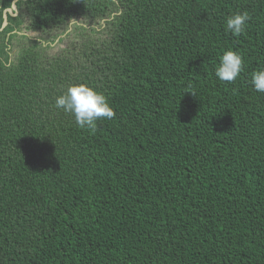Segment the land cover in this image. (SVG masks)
<instances>
[{
	"label": "trees",
	"instance_id": "trees-1",
	"mask_svg": "<svg viewBox=\"0 0 264 264\" xmlns=\"http://www.w3.org/2000/svg\"><path fill=\"white\" fill-rule=\"evenodd\" d=\"M0 28V264H264V0H0ZM79 84L94 131L55 106Z\"/></svg>",
	"mask_w": 264,
	"mask_h": 264
},
{
	"label": "clouds",
	"instance_id": "clouds-1",
	"mask_svg": "<svg viewBox=\"0 0 264 264\" xmlns=\"http://www.w3.org/2000/svg\"><path fill=\"white\" fill-rule=\"evenodd\" d=\"M249 19L247 11L229 16L226 20V31L239 36L244 31L245 24ZM243 64V57L238 52L227 50L220 57V64L215 70V75L221 81L233 82L243 70ZM251 76L254 89L264 92V69L253 72ZM55 106L74 115L80 128H87L91 131L96 129L97 120L112 119L115 116V111L108 99L85 84L69 86L63 95L56 98Z\"/></svg>",
	"mask_w": 264,
	"mask_h": 264
},
{
	"label": "rangeland",
	"instance_id": "rangeland-1",
	"mask_svg": "<svg viewBox=\"0 0 264 264\" xmlns=\"http://www.w3.org/2000/svg\"><path fill=\"white\" fill-rule=\"evenodd\" d=\"M92 23L89 25H86L87 28V33H91L90 28H91ZM69 28V31L67 29ZM66 29V28H65ZM66 30H61L59 33L53 32L49 34H41V33H28V35L32 39H38L40 38L43 40L49 48H47L46 52L51 55H56L60 53L62 50L67 49L71 46V41L75 39L77 36H81L82 33H79L78 30L73 31V27H67ZM96 30H99L97 28ZM17 47V43H15ZM13 55V54H12Z\"/></svg>",
	"mask_w": 264,
	"mask_h": 264
},
{
	"label": "water",
	"instance_id": "water-1",
	"mask_svg": "<svg viewBox=\"0 0 264 264\" xmlns=\"http://www.w3.org/2000/svg\"><path fill=\"white\" fill-rule=\"evenodd\" d=\"M15 12V13H14ZM8 13L10 14V15H16L17 14V9H16V7H15V5H13V7H12V9H7V10H5V13H4V24H3V26H6L7 25V15H8ZM0 31H1V29H0Z\"/></svg>",
	"mask_w": 264,
	"mask_h": 264
},
{
	"label": "flooded vegetation",
	"instance_id": "flooded-vegetation-1",
	"mask_svg": "<svg viewBox=\"0 0 264 264\" xmlns=\"http://www.w3.org/2000/svg\"><path fill=\"white\" fill-rule=\"evenodd\" d=\"M13 55L15 56V54L17 53L18 49L15 51V48L13 47Z\"/></svg>",
	"mask_w": 264,
	"mask_h": 264
}]
</instances>
